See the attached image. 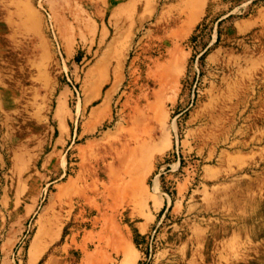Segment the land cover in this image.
Returning a JSON list of instances; mask_svg holds the SVG:
<instances>
[{
  "label": "rangeland",
  "instance_id": "374dc122",
  "mask_svg": "<svg viewBox=\"0 0 264 264\" xmlns=\"http://www.w3.org/2000/svg\"><path fill=\"white\" fill-rule=\"evenodd\" d=\"M105 130L153 169L140 264H264V0H0V264H86Z\"/></svg>",
  "mask_w": 264,
  "mask_h": 264
},
{
  "label": "crops",
  "instance_id": "0c3cea01",
  "mask_svg": "<svg viewBox=\"0 0 264 264\" xmlns=\"http://www.w3.org/2000/svg\"><path fill=\"white\" fill-rule=\"evenodd\" d=\"M92 118L94 122L98 116ZM122 136L118 130H105L79 143L80 161L95 162L98 158L100 168L101 165L105 166L101 170L106 172V180L103 178L104 183L99 191L96 189L93 194L89 191L83 193L84 202L100 205L102 213L100 227L86 235L85 240L91 236L97 241L96 248L83 253L86 264H112L111 259L116 257L118 264H140L143 250L137 247L135 237L141 240L156 220L155 207H150L153 196L145 182L153 169L149 164L140 162L138 147L133 143L134 135ZM119 140L123 143L121 149L117 146ZM81 162L78 171L83 170L85 163ZM100 168L94 163V168L87 169L100 172ZM153 201H157L158 210L166 205L165 199L155 197ZM57 250L61 251L60 248ZM167 253L165 248L158 251L152 264H174L171 259L165 258ZM189 263L192 264L191 261Z\"/></svg>",
  "mask_w": 264,
  "mask_h": 264
},
{
  "label": "built area",
  "instance_id": "2783aa9c",
  "mask_svg": "<svg viewBox=\"0 0 264 264\" xmlns=\"http://www.w3.org/2000/svg\"><path fill=\"white\" fill-rule=\"evenodd\" d=\"M141 264H146V263L142 262Z\"/></svg>",
  "mask_w": 264,
  "mask_h": 264
}]
</instances>
